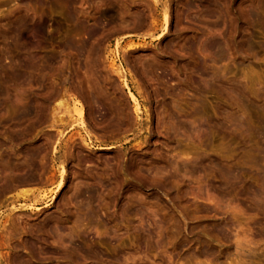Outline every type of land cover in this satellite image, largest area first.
I'll list each match as a JSON object with an SVG mask.
<instances>
[{
    "label": "rangeland",
    "instance_id": "rangeland-1",
    "mask_svg": "<svg viewBox=\"0 0 264 264\" xmlns=\"http://www.w3.org/2000/svg\"><path fill=\"white\" fill-rule=\"evenodd\" d=\"M0 67V264H264V0H0Z\"/></svg>",
    "mask_w": 264,
    "mask_h": 264
},
{
    "label": "bare ground",
    "instance_id": "bare-ground-1",
    "mask_svg": "<svg viewBox=\"0 0 264 264\" xmlns=\"http://www.w3.org/2000/svg\"><path fill=\"white\" fill-rule=\"evenodd\" d=\"M168 23H169V21L166 19V24H168ZM83 45H84V44H83ZM87 46H88V45H87ZM78 48H79V47H78ZM80 48H81V47H80ZM94 48H95V47H94ZM189 48H190V47H189ZM82 49H83V48H82ZM149 64H150V63H149ZM147 65H148V64H147ZM29 66H30V65H29ZM29 66H28V67H29ZM109 66H110V65H109ZM152 66H153V65H152ZM152 66H150V70H151ZM2 67H3V66H2ZM23 67H24V66H23ZM112 67H113V66H112ZM133 67H134V66H133ZM146 67H147V66H146ZM0 68H1V67H0ZM1 69H2L3 71H5L4 68H1ZM1 69H0V70H1ZM152 69H153V68H152ZM23 70H24V68H23ZM7 71H8V70H7ZM7 71H5V72H7ZM9 71H10V70H9ZM24 71H25V70H24ZM115 72H116V71H115ZM119 72H120V71H119ZM152 73H153V72H152ZM206 73H207V72H206ZM9 74H10V73H9ZM203 74H204V72H203ZM4 75H5V74H4ZM198 75H199V74H198ZM6 77H8V76H6ZM6 77H5V78H6ZM2 78H3V77H2ZM5 78H4V79H5ZM27 78H28V77H27ZM29 78H31V77H29ZM0 79H1V78H0ZM1 81H2V79H1ZM6 81H7V79H6ZM122 83H123V82H122ZM87 84H88V83H87ZM89 86H90V85H89ZM94 86H96V85H94ZM97 86H98V85H97ZM97 86H96V87H97ZM91 87H93V86H91ZM94 88H95V87H94ZM96 89H97V88H95V92H96ZM74 90H75V89H74ZM77 91H78V90H77ZM93 91H94V90H93ZM65 92H66V91H65ZM75 92H76V91H75ZM84 92H85V91H82V95L85 94ZM96 93H97V92H96ZM99 93H102V92H99ZM90 94L92 95V93H90ZM103 94H104V93H103ZM94 95H95V94H94ZM94 95H93V96H94ZM86 96H87V95H86ZM100 96H102V94H101ZM103 96H104V95H103ZM83 97H84V95H83ZM96 97H97V95H96ZM104 97H105V96H104ZM104 97H103V99H104ZM81 98H82V97H81ZM99 98H100V100H101V97H99ZM86 99H87V98H86ZM97 99H98V97H97ZM103 99H102V100H103ZM91 102H92V101H91ZM91 102H90V103H91ZM104 103H105V102H104ZM87 104H88V103H87ZM85 105H86V101H85ZM90 105H91V104H90ZM80 106H81V105H80ZM87 106H88V105H87ZM97 106H98V105H97ZM105 107H106V106H105ZM25 108H26V107H25ZM28 109H29V107H28L26 110H28ZM34 109H36V108H34ZM90 109H91V108H90ZM90 109H89V116L92 115V114H91V111H93L95 108H94L93 110H90ZM99 109H100V108H99ZM110 109H111V108H110ZM113 109H114V108H113ZM31 110H32V109H31ZM31 110H30V111H31ZM45 110H46V109H45ZM108 110H109V109H108ZM108 110H107V111H108ZM111 110H112V109H111ZM34 111H35V110H34ZM36 111H37V110H36ZM36 111H35V112H36ZM43 111H44V110H43ZM100 111H102V110H100ZM45 112H46V111H45ZM98 112H99V111H98ZM114 112H115V111H114ZM32 113H33V112H32ZM75 113L79 116V119H81V120L83 119V120H84V118H83V117H84V116H83L84 111H83V107H82V106H81L80 109L76 110ZM111 113H112L111 111H108L107 115H112ZM114 114H115V113H114ZM114 114H113V115H114ZM25 115H26V114H25ZM25 115H23L24 118H27V117H25ZM28 115H29V114H28ZM85 115H86V113H85ZM94 115H95V113H94ZM94 115H93V116H94ZM105 115H106V114H105ZM105 115H104V116H105ZM107 115H106V117H107ZM30 116L32 117V115H30ZM30 116H28V119H30V118H29ZM21 117H22V116H21ZM86 117H87V115H86ZM50 118H51V117H50ZM54 118H55V117H54ZM58 118H59V117H58ZM18 119H20V118H18ZM56 119H57V118H55V120H56ZM87 119H88V118H87ZM104 119H106V118H104ZM107 119H108V118H107ZM109 119H111V118H109ZM94 120H95V119H94ZM21 121H23L22 118H21ZM60 121H61V120H59V121H57V122H60ZM106 121H107V120H106ZM106 121H105V122H106ZM113 121H114V120H113ZM113 121H112V119H111V122H113ZM18 122H19V121H18ZM92 122H93V119H92ZM108 122H109V121H108ZM111 122H110V124H111ZM86 123H87V122H86ZM89 123H91V122H89ZM93 123H94V122H93ZM101 124H102V123H101ZM93 125H94V124H93ZM259 125H260V127H261V128H260V132L263 131L262 133H260V132H259V133H260V134H264V125H262V124H259ZM96 126H97V124H96ZM107 126H108V124H107ZM107 129H108V128H107ZM85 130H86V129H85ZM90 133H91V132H90ZM260 134H259V136H260ZM262 137H263V136H262ZM83 143H86V140H85V139L83 140ZM25 161H26V160H25ZM28 162H29V161H28ZM131 162H132V161H131ZM24 163H25V162H24ZM24 163H23V165H24ZM27 164H28V163H27ZM27 164H26V165H27ZM10 165H11V164H10ZM10 165H8V166H10ZM26 165H25V166H26ZM4 166H5V165H4ZM30 167H31V166H30ZM30 167H29V168H30ZM12 168H13V167H12ZM14 168H16V167H14ZM19 168H20V167H19ZM24 168L29 169L27 166L24 167ZM4 169H5V168H4ZM9 169H10V168H9ZM23 170H25V169H23ZM125 170H126V169H125ZM11 171H12V170H11ZM11 171H10V172H11ZM21 171H22V169H21ZM6 172H7V171H5V174H6ZM10 172H9V173H10ZM23 172H25V171H23ZM127 172H128V171H127ZM13 173H14V172H13ZM16 173H18V172H16ZM5 174H4V176H7V175H8V174H6V175H5ZM18 174H19V173H18ZM22 174H23V173H22ZM26 174H27V173H26ZM28 174H29V173H28ZM28 174H27V175H28ZM126 174H127V173H126ZM5 178H7V177H5ZM5 178H4V179H5ZM8 178H9V177H8ZM15 178H17V177H15ZM26 178H27V177H26ZM20 179H21V178H20ZM61 179L63 180V177H61ZM29 181H30V180H29ZM13 184H14V183H13ZM26 184H27V183H26ZM17 185H18V184H17ZM22 185H24V184H22ZM28 185H29V184H28ZM62 185H63L62 183L59 185V189H61ZM46 224H47V223H46ZM46 226H47V225H46ZM59 241H60V240H59ZM60 244H61V243H60ZM58 252H59V250H58Z\"/></svg>",
    "mask_w": 264,
    "mask_h": 264
}]
</instances>
